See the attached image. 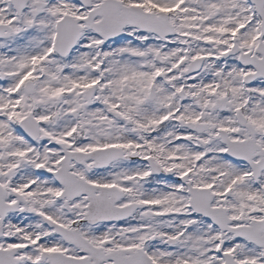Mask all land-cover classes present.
Listing matches in <instances>:
<instances>
[{"label": "rangeland", "instance_id": "rangeland-1", "mask_svg": "<svg viewBox=\"0 0 264 264\" xmlns=\"http://www.w3.org/2000/svg\"><path fill=\"white\" fill-rule=\"evenodd\" d=\"M34 1L28 0V7L18 16L10 0H0V22L13 29L10 36L0 38V73L6 72L0 79V182L9 188V201H14V191L24 196L19 203L24 212H11L5 219L0 246L13 247L20 258L18 264H49L39 259L42 250L80 255L53 233L42 216L72 226L86 211L87 201L84 196L73 201L55 198V180L36 169L42 162L49 170L57 165L60 151L46 142L50 137L55 143H71L76 138L70 136L72 112L79 110L78 124L86 130V139L79 144L73 141L72 148L86 151L116 144L142 157L118 159L89 174L74 165V171L89 181L123 187L126 195L118 204L139 203L138 216L130 223L79 224L84 235L107 250L145 245L158 264H222V251L234 253L239 264H263L254 244H246L233 231L221 232L207 218L194 215L181 180L187 175L192 185L210 188L216 195L212 205L225 206L235 227L250 225L244 218L262 217L264 172L255 183L247 166L221 155L219 128L227 129L234 138L249 137V132L234 123L233 109L227 113L211 110L225 94L232 107L245 100L239 66L221 55L234 43L237 24L245 26L236 42L252 52L256 30L251 15L241 16L248 6L242 0H205L201 8L196 0H182L178 7L180 32L166 41L129 27L126 35L101 42L92 29L84 27L73 53L62 59L54 51L55 21L64 13L84 16L87 9L75 0H45L43 12L32 17ZM172 1L155 0L158 9L171 8ZM197 56L205 57L201 69L186 74L190 60ZM245 68L252 70L251 66ZM25 79H33L36 90L28 97L21 87L17 114H32L43 123L35 145L12 131L2 117L8 111L4 92ZM151 83L155 85L153 98L148 91ZM92 84L96 93L92 103L85 105L83 91ZM250 86L255 94L246 113L256 128L257 141L264 146V86L259 82ZM181 90L184 99L179 101ZM61 93V101L55 103ZM168 107L178 109L175 115L164 116ZM109 108H116L130 123L115 119ZM197 124L204 126L197 129ZM129 134L134 138L124 141ZM149 156L171 170L172 177L151 176L146 164ZM168 239L176 241L168 244Z\"/></svg>", "mask_w": 264, "mask_h": 264}, {"label": "water", "instance_id": "water-1", "mask_svg": "<svg viewBox=\"0 0 264 264\" xmlns=\"http://www.w3.org/2000/svg\"><path fill=\"white\" fill-rule=\"evenodd\" d=\"M19 0H14V2H18ZM17 5V3H16ZM18 6V5H17ZM20 8V6H18ZM68 20L71 21V23H74L75 25V21L72 20L70 17H68ZM127 22H130V23H137L139 24L135 19H134V16L129 14L127 15V19L124 23H127ZM141 23V21H139ZM75 28H76V34L73 37H71V39H69V44L66 46V48H64L63 50L59 49L60 52L62 54H67L70 50H71V47L75 44V41L76 39L79 37V34H80V28L78 26L75 25ZM120 29V28H119ZM121 33V29L118 30L117 33H115L114 35H117V34H120ZM113 35V36H114ZM112 36V35H111ZM58 44H60V39H58ZM197 68V67H196ZM240 144H244L245 146H249V145H254V142H253V139H249L245 142H239ZM238 145V143L235 141V142H229V152H231L234 148V145ZM113 151V155L111 156H108L107 157V160H104V161H99L97 156L95 155L96 151L94 152H91V153H88L85 155L84 158H88V157H93L95 159V162H94V165L95 166H102V165H106L108 164L111 160L115 159V158H118V157H126V156H123L122 155V151L121 150H116V149H112ZM232 156L234 157H237V155H234V153H230ZM72 154H67L66 158L64 159L63 161V164H64V168L65 169H68L69 168V161H70V158H71ZM128 157V156H127ZM81 162H84V160H80ZM260 167H257V170H256V173H258V171L260 170ZM59 178L66 184V190L67 192H69L71 189H70V180L66 177V176H59ZM190 185V183H189ZM110 190H113L112 193V197L108 200L106 198V194L110 191ZM110 190H106L105 194H101V195H95L93 193V190L88 187V186H84L83 189H81V191L78 192V194H81L83 192L87 193L89 195V199H90V202H89V205H88V209L89 211L86 213V218L91 221V222H94V221H97V220H102V219H110V218H114V217H111L109 216L110 215V211L112 209H114V202L120 197L121 193L120 191L116 190L115 188L113 189H110ZM189 192L191 193L192 195V205L193 207L195 208V210L199 211V212H202L204 215L216 220V222L222 227V228H225L226 227V224L228 221H230V219H228L226 217V210L223 209V208H220L219 210L222 212V215L223 217L225 218L224 221H221L219 219L216 218V216L214 215V211L217 210V209H211L210 208V202L212 200V193H210L208 191V189H197V188H194V187H189ZM199 192H205L206 194V200L204 203H201L199 201ZM3 197H4V192L3 191H0V206L2 205V202H3ZM131 206H127L126 208H129L128 211L124 214V216L126 215H129L132 211V209H130ZM104 211V213L102 215H98V216H94L95 213H97V211ZM0 213L3 215L4 212L0 210ZM4 216V215H3ZM2 216V217H3ZM2 220V218L0 219V221ZM59 229H62V227L58 226ZM264 230V227L263 229ZM59 232H61L64 237L68 240H71L73 241L75 244H78L81 246L82 248V251H87L89 252L91 255L89 257H86L82 260H80L79 262L77 260V262H72L73 263H76V264H100V262L102 260H107L108 258H113L115 260L114 264H136L138 261L137 259L134 257V256H131V255H124L122 253L120 254H115V253H108L106 255H104V253L100 250V248H95V247H92L88 241L86 239H83L78 233L77 231H65V230H58ZM237 235H242V236H245L247 238H251V239H255V237L253 236H250L248 235L247 233L246 234H238ZM259 244H262L260 243L259 241H257ZM137 256V254H136ZM226 256V264H237L236 262L232 261V256L229 255V254H225ZM50 257V260L53 262V264H64L66 262H71V259H64V258H69V257H64V256H60V257H55V256H51L49 255ZM91 258H94V262H91L90 263V259ZM7 264H14V261L13 259L11 260V256L10 254L8 255V261H7ZM106 264H110V263H106Z\"/></svg>", "mask_w": 264, "mask_h": 264}, {"label": "bare ground", "instance_id": "bare-ground-1", "mask_svg": "<svg viewBox=\"0 0 264 264\" xmlns=\"http://www.w3.org/2000/svg\"><path fill=\"white\" fill-rule=\"evenodd\" d=\"M153 110H154V109H153ZM151 111H152V108H151ZM168 111L172 112L173 114L175 113V112L173 111V108H168ZM149 115H150V114H149ZM124 137H125V138H124V139H125L124 141H126L127 138H129V139H131V140L134 138L131 134H129V135H127V136H124ZM152 138H154V137H150L151 140H154V139H152ZM156 142H157V141H156Z\"/></svg>", "mask_w": 264, "mask_h": 264}]
</instances>
